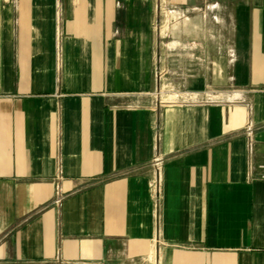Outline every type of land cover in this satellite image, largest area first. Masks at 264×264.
<instances>
[{"label": "crops", "instance_id": "obj_1", "mask_svg": "<svg viewBox=\"0 0 264 264\" xmlns=\"http://www.w3.org/2000/svg\"><path fill=\"white\" fill-rule=\"evenodd\" d=\"M264 0H0V264H264Z\"/></svg>", "mask_w": 264, "mask_h": 264}, {"label": "built area", "instance_id": "obj_2", "mask_svg": "<svg viewBox=\"0 0 264 264\" xmlns=\"http://www.w3.org/2000/svg\"><path fill=\"white\" fill-rule=\"evenodd\" d=\"M256 169L259 172V177L264 180V163L257 165Z\"/></svg>", "mask_w": 264, "mask_h": 264}]
</instances>
